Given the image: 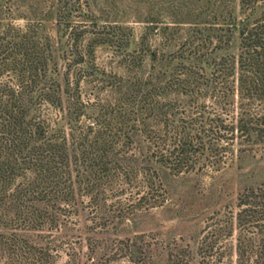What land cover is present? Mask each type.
<instances>
[{
	"label": "trees",
	"instance_id": "16d2710c",
	"mask_svg": "<svg viewBox=\"0 0 264 264\" xmlns=\"http://www.w3.org/2000/svg\"><path fill=\"white\" fill-rule=\"evenodd\" d=\"M161 2L174 32L132 51L88 0L48 3L0 37V264H150L140 237L101 239L107 222L163 205L161 170H219L264 148V0ZM50 13L66 37L36 36ZM101 48L115 55L99 61ZM164 264H264V187Z\"/></svg>",
	"mask_w": 264,
	"mask_h": 264
},
{
	"label": "rangeland",
	"instance_id": "374dc122",
	"mask_svg": "<svg viewBox=\"0 0 264 264\" xmlns=\"http://www.w3.org/2000/svg\"><path fill=\"white\" fill-rule=\"evenodd\" d=\"M54 1L56 0H0V37L8 26L25 28L30 25L31 22L27 19L38 17L39 11ZM88 1L100 17L97 20L98 25H102L104 21L110 22V33L114 30L115 34L121 32L127 37H133L129 40L128 51L133 50L135 38L149 37L148 43L153 44L159 41V37H171L174 32L172 27H168L170 14L167 6L161 2L163 0ZM229 1L235 3L237 0ZM102 11L108 13H101ZM149 15L159 22L156 28L161 27L164 32L148 29L151 26L145 22L148 21ZM257 16L258 11L252 18ZM53 22V15L47 14L43 27L34 30L36 36L66 37L63 36L62 29L56 30ZM10 32L13 33V30ZM231 37L228 52L235 50L237 33L234 32ZM223 54L225 52H218V56ZM111 55L115 54L110 49L101 48L96 51L99 61L106 62ZM159 179L165 192L163 205L135 212L122 219H110L101 236V239L110 241L140 237L137 245L152 249L150 264H164L166 251L173 242L189 244L191 253L194 254L200 232L210 216L223 212L226 207L234 206L238 196L245 190L264 187V148L254 147L226 168L205 169L177 176L161 170ZM65 260L60 257L59 263L64 264Z\"/></svg>",
	"mask_w": 264,
	"mask_h": 264
}]
</instances>
